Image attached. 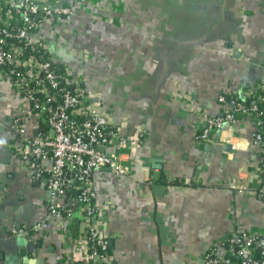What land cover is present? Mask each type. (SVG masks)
I'll use <instances>...</instances> for the list:
<instances>
[{
    "label": "crops",
    "instance_id": "0c3cea01",
    "mask_svg": "<svg viewBox=\"0 0 264 264\" xmlns=\"http://www.w3.org/2000/svg\"><path fill=\"white\" fill-rule=\"evenodd\" d=\"M75 6L71 22L45 24L51 56L96 95L123 137L143 130L122 153L130 175L98 169L93 176L97 205L110 203L115 264H208L216 248L230 258L231 236L264 233V163L250 121L227 125L203 144L199 114L221 117L264 85V0ZM28 114L0 78V264H64V233L47 217V179H35L17 154L23 138L13 126ZM26 128L35 137L42 125L31 115ZM40 220L43 229L26 238L22 256V236L12 229Z\"/></svg>",
    "mask_w": 264,
    "mask_h": 264
},
{
    "label": "built area",
    "instance_id": "2783aa9c",
    "mask_svg": "<svg viewBox=\"0 0 264 264\" xmlns=\"http://www.w3.org/2000/svg\"><path fill=\"white\" fill-rule=\"evenodd\" d=\"M78 0H0V78L23 97L28 117L42 125L39 135L27 136L25 117L14 129L23 143L17 154L35 179H47L50 194L47 217L64 233V264H115L105 214L110 208L97 205L94 173L111 169L120 176L132 172L127 154L143 130L123 137L121 127L67 68L58 69L43 34L47 21L69 23L76 15ZM96 101V102H95ZM225 97L220 102L225 103ZM245 103L236 100L221 117L200 113V142L229 125L250 121L254 125L253 146L264 163V85ZM264 200V182L259 187ZM43 221L13 228V235L33 240ZM227 258L216 248L208 264H264V233L235 234L226 241ZM228 252V253H227Z\"/></svg>",
    "mask_w": 264,
    "mask_h": 264
},
{
    "label": "water",
    "instance_id": "95a60500",
    "mask_svg": "<svg viewBox=\"0 0 264 264\" xmlns=\"http://www.w3.org/2000/svg\"><path fill=\"white\" fill-rule=\"evenodd\" d=\"M19 246L22 248L21 255L22 256H25L27 254V250H26V247H27V239H26V236H22L19 239Z\"/></svg>",
    "mask_w": 264,
    "mask_h": 264
},
{
    "label": "trees",
    "instance_id": "16d2710c",
    "mask_svg": "<svg viewBox=\"0 0 264 264\" xmlns=\"http://www.w3.org/2000/svg\"><path fill=\"white\" fill-rule=\"evenodd\" d=\"M57 65H58V64H57ZM57 67H58V69L60 70L59 65H58ZM240 101H243V102H245V103H249V101H245V100H240Z\"/></svg>",
    "mask_w": 264,
    "mask_h": 264
}]
</instances>
